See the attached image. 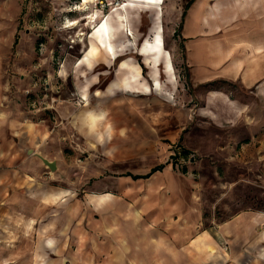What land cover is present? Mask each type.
<instances>
[{
    "label": "crops",
    "instance_id": "0c3cea01",
    "mask_svg": "<svg viewBox=\"0 0 264 264\" xmlns=\"http://www.w3.org/2000/svg\"><path fill=\"white\" fill-rule=\"evenodd\" d=\"M19 1H0V66L9 60L12 47L26 48L23 39L14 45ZM58 1L64 9L82 6V0ZM94 1L114 3L115 8L107 15L114 35L125 33L127 27L130 33L137 30L138 17L146 12L152 22L159 20H155L158 25L164 2L92 0L89 5ZM171 1L176 2L177 14L187 8L183 29L206 32L210 24L216 31L233 34L230 48L236 68H230V73L227 69L221 77L231 75L242 81H264V0ZM28 8L30 11V5ZM183 12L179 13L181 19ZM95 13L98 12L92 14ZM67 16V22H76L81 15ZM118 16L124 19L118 20ZM79 21L89 24L87 20ZM156 32H163L160 25ZM133 43L127 40L119 47L132 48ZM154 44V37L151 42L144 40L139 54L154 66L159 60L164 61L170 75V57L160 53L153 56L149 48ZM106 45V41L99 43L90 36L78 57H65L55 85H49L50 89H59V97L51 100L56 103L55 115L44 109L29 110L30 105L18 93L15 78L3 74L0 68V264H264L263 211H240L222 221L204 220L193 187L173 184L92 188L80 199L79 187L74 186V177H78L73 163L75 154L67 156L64 152V146L77 138L78 106H87L89 98L104 103H111L114 96L126 100L123 93L136 92V83L140 81L138 69H132L130 74L122 73L130 58L115 57L118 51L114 40V57L106 52ZM239 54L247 57L246 64ZM114 64L121 68L118 79L113 80ZM25 78L20 76L24 81ZM152 80L155 90H159L154 72ZM204 81L209 84L216 80L209 82L212 78L207 77ZM66 82L71 93L60 96ZM149 89L145 85L140 88L145 92ZM26 92L28 89H22L23 94ZM100 111L106 113V109L90 104L83 125L94 130L101 118L97 116ZM36 155L53 163L54 170L50 171ZM161 171L146 179L133 177L146 176L149 172L125 174L122 179L144 182L154 179ZM180 171L182 176H191L185 168ZM203 223L209 227H199ZM83 225H87L88 234ZM96 232L102 235V244Z\"/></svg>",
    "mask_w": 264,
    "mask_h": 264
},
{
    "label": "rangeland",
    "instance_id": "374dc122",
    "mask_svg": "<svg viewBox=\"0 0 264 264\" xmlns=\"http://www.w3.org/2000/svg\"><path fill=\"white\" fill-rule=\"evenodd\" d=\"M175 3L164 0L158 24L163 31L161 54L166 58V52L172 65L170 75L164 61L159 60L154 66L139 54L144 40H153L158 26L155 22H159L156 19L152 22L149 12L138 17L137 30L131 31V36L113 35L118 51L115 57L130 58L122 73L130 74L132 69H138L140 81L136 83V92L123 93L126 100L114 96L111 103H104L89 98L87 106H78L77 138L64 146L67 156L75 154L73 163L78 177H74V186L79 187L80 199L92 188L102 190L119 184L193 187L204 220L222 221L240 211L264 212V81H242L231 75L221 77L227 69L236 68L230 48L233 34L216 31L210 24L206 32L183 29L187 8L185 12L179 11L183 12L181 19ZM62 4L57 0L19 1L14 45L23 39L26 48L12 47L9 60L0 68L3 74L15 78L18 93L24 96L26 104H33L29 110H41L58 96L59 89H50L49 85H55L65 57H78L92 36L93 27L115 8L113 2L94 1L78 13L82 6L64 9ZM93 11L98 13L92 14ZM69 13L81 16L77 25L68 29L72 23L67 22ZM94 16L97 19L92 23ZM79 20H87L89 24ZM127 40L135 42L132 48H120L119 44ZM239 58L246 64V56L239 54ZM119 68L120 65L112 66L113 80L118 79ZM152 72L156 74L159 90H155ZM207 77L212 78L209 82L217 83L206 87ZM142 85L150 89L141 91ZM63 88L65 91L60 96H69V83ZM22 89L28 92L23 94ZM55 104H51L53 115ZM90 104L106 109V113L97 114L101 118L94 130L83 125ZM175 147L185 155H194V160L185 167L191 176H182L174 167L171 155ZM160 165L163 170L154 179L144 182L122 179L125 174L145 175ZM82 227L88 234L87 225ZM199 227L209 225L203 223ZM96 235L102 244V235L99 232Z\"/></svg>",
    "mask_w": 264,
    "mask_h": 264
},
{
    "label": "bare ground",
    "instance_id": "6f19581e",
    "mask_svg": "<svg viewBox=\"0 0 264 264\" xmlns=\"http://www.w3.org/2000/svg\"><path fill=\"white\" fill-rule=\"evenodd\" d=\"M81 2H82V9H80V10L82 11V10H86L87 9V5H89L92 2V0H82ZM122 5L126 7L125 4H121V6ZM78 12H79V10H78ZM89 19H91V18H89ZM92 19H93L92 23H94L96 21L97 17L94 16V17H92ZM117 19L118 20H123L124 18L121 17V16H118ZM100 22H102V23H101V25L99 27H97V28L93 27L92 38H94L99 43H101L102 41H106L107 42L106 52L110 53V55L114 57V48L112 46V41H113V35L114 34L112 33V29H111V27L109 25L110 17L106 16ZM76 25H77L76 22H72V23H70L67 26V28L69 29V27H74ZM124 32H125V35L127 37L131 36V34H132V33H130V31L128 29H125ZM154 41H155V44L153 46H150L149 51L153 53V56H157L159 53L161 55V53H162V49H161L162 36H161L160 32H156L154 34ZM164 54H165V56H167L166 52H164Z\"/></svg>",
    "mask_w": 264,
    "mask_h": 264
},
{
    "label": "built area",
    "instance_id": "2783aa9c",
    "mask_svg": "<svg viewBox=\"0 0 264 264\" xmlns=\"http://www.w3.org/2000/svg\"><path fill=\"white\" fill-rule=\"evenodd\" d=\"M32 105H31V107H32ZM42 109H44L48 112L53 111L51 103H49L48 105H46V107H44ZM31 110L36 112L39 109H31ZM171 157H172L174 167L178 170H183L191 161L194 160V155H192V154L184 155L183 151L179 147H175L173 149V153H172Z\"/></svg>",
    "mask_w": 264,
    "mask_h": 264
},
{
    "label": "trees",
    "instance_id": "16d2710c",
    "mask_svg": "<svg viewBox=\"0 0 264 264\" xmlns=\"http://www.w3.org/2000/svg\"><path fill=\"white\" fill-rule=\"evenodd\" d=\"M218 82H223V81H218ZM217 83V81L213 82V83H209L207 85H205L206 87H210L212 86L213 84ZM184 154V153H183ZM185 155V154H184ZM163 169V166H157V167H154L148 175L146 176H138V177H133V179H146L147 177H149L151 174L155 173V172H158V171H161Z\"/></svg>",
    "mask_w": 264,
    "mask_h": 264
},
{
    "label": "water",
    "instance_id": "95a60500",
    "mask_svg": "<svg viewBox=\"0 0 264 264\" xmlns=\"http://www.w3.org/2000/svg\"><path fill=\"white\" fill-rule=\"evenodd\" d=\"M36 157L42 162V164L44 166H46L50 171L54 170V164L53 163H49L46 160L42 159L40 156L36 155Z\"/></svg>",
    "mask_w": 264,
    "mask_h": 264
}]
</instances>
